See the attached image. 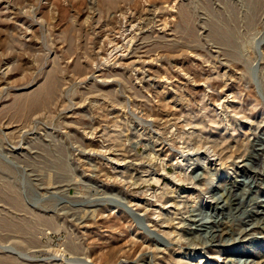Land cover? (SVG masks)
I'll return each mask as SVG.
<instances>
[{
    "label": "rangeland",
    "instance_id": "374dc122",
    "mask_svg": "<svg viewBox=\"0 0 264 264\" xmlns=\"http://www.w3.org/2000/svg\"><path fill=\"white\" fill-rule=\"evenodd\" d=\"M186 262L264 264V0H0V264Z\"/></svg>",
    "mask_w": 264,
    "mask_h": 264
},
{
    "label": "bare ground",
    "instance_id": "6f19581e",
    "mask_svg": "<svg viewBox=\"0 0 264 264\" xmlns=\"http://www.w3.org/2000/svg\"><path fill=\"white\" fill-rule=\"evenodd\" d=\"M214 143H216V142H214ZM216 146H218V145H215V144H214V146H211V148H212V150H213V151H212L213 154H215L214 151L216 150ZM184 156H185V155H184ZM211 156H214V155H211ZM213 158H214V157H213ZM133 206H135V204H134ZM177 207H178V206H177ZM162 232H163V231H162ZM168 233H169V232H168ZM216 233H217V232H216ZM164 235H165L166 237H170L171 234L169 235V234H165V233H164ZM168 239H169V238H168ZM165 240H166V239H165ZM175 240H176V239H175ZM171 242H173V241H171ZM120 251H121V250H120ZM186 255H189V253H186ZM183 256H185V255H183ZM183 258H184V260H181V262H182V261H186L185 259H187L186 257H183ZM183 258H182V259H183ZM188 259H190V257H188ZM186 263H187V262H186ZM187 264H190V263H187Z\"/></svg>",
    "mask_w": 264,
    "mask_h": 264
}]
</instances>
